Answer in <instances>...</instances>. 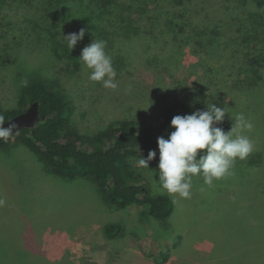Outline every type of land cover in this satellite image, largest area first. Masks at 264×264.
Segmentation results:
<instances>
[{
    "label": "rangeland",
    "instance_id": "rangeland-1",
    "mask_svg": "<svg viewBox=\"0 0 264 264\" xmlns=\"http://www.w3.org/2000/svg\"><path fill=\"white\" fill-rule=\"evenodd\" d=\"M31 1L13 2L0 14L2 108L20 107L35 80L61 79L46 30L73 28L64 13L72 11L80 23L98 28L74 48L80 53L94 38L106 40L102 30L110 29L111 15L94 0L70 1L50 18L42 16V0ZM149 3L148 16L136 22L141 34L106 47L117 90L89 80L85 67L61 79L73 124L92 135L124 118L152 121L175 99L193 111L214 103L224 108L231 125L239 113L253 123L244 133L254 144L252 153L237 159L234 174L211 187L194 177L188 199L165 192L174 202L172 229L166 231L154 222L140 226L135 207L109 209L93 180L66 182L50 173L14 136L10 147H0V264L62 259L58 264H68L66 257L73 264H92L89 253L103 256L110 246L116 251L132 246L152 260L165 251L166 264H219L229 252L252 260L253 247L264 245V6L240 0H141L138 5ZM251 13L261 15L257 24ZM139 159L131 162L158 194L156 159L149 168L139 167ZM109 221L125 224L126 237L107 240L102 228ZM253 227L259 232L255 237L246 232Z\"/></svg>",
    "mask_w": 264,
    "mask_h": 264
},
{
    "label": "trees",
    "instance_id": "trees-1",
    "mask_svg": "<svg viewBox=\"0 0 264 264\" xmlns=\"http://www.w3.org/2000/svg\"><path fill=\"white\" fill-rule=\"evenodd\" d=\"M70 1L75 0H42V16L44 18L57 17L63 12V6ZM94 1L102 7L104 13L111 15L108 24L110 29L102 30L108 46L113 48L115 39H131L141 34V25L136 26V22L141 20V16H148L147 8L150 3L142 7L138 5L141 0ZM240 1L244 3L253 1L259 7L264 6V0ZM13 2L32 4L31 0H0V14ZM154 5L158 7V4ZM70 12L69 14L64 13L62 19L70 26H74L73 28H69L67 32L65 29L53 31L49 28L46 30L54 59L53 68L61 79L84 69L82 62L78 59L81 53L74 49L70 51L62 36L78 33L81 28H84L86 29L84 39H86L90 30L97 31L98 29L93 24L80 23V20L73 17ZM258 17L261 15L250 14V18L254 19L256 24ZM35 26L38 24L35 23ZM61 79L35 80L24 91L19 101L20 107L13 109L0 107V116L7 121L26 111L34 102H40V112L45 119L34 128H24L16 134L18 142L36 155L47 171L69 180L66 182H75L70 180L78 178L93 180L91 182L98 189L102 202L108 205L109 209L124 210L128 207H135L137 211L134 221L140 226L146 227L154 222V224H160L166 231L171 230L170 217L174 210L172 198L166 194L153 193L150 184L131 162V159L146 158L149 151H156L155 159L159 163L157 138L167 139L174 131L170 127L171 119L176 115L183 116L193 113L191 106L175 99L165 108L160 109L152 121L142 116H138V119L124 118L111 123L107 129L98 133L84 135L73 124L72 107L67 100ZM217 126L227 132L232 125L224 119ZM12 140L13 138L8 141L0 139V147H10ZM102 231L107 240L120 239L127 235L125 224L120 222L109 221L103 225ZM246 232H252L253 237L255 233L259 234L258 229L254 227L247 229ZM230 253L219 264H264V245L253 247L254 258L252 260L237 255L236 252ZM247 257H249V250ZM152 258L155 264H166L168 253L162 251L159 258ZM61 261L64 260H58L56 263ZM66 261L68 264H73L67 257Z\"/></svg>",
    "mask_w": 264,
    "mask_h": 264
},
{
    "label": "clouds",
    "instance_id": "clouds-1",
    "mask_svg": "<svg viewBox=\"0 0 264 264\" xmlns=\"http://www.w3.org/2000/svg\"><path fill=\"white\" fill-rule=\"evenodd\" d=\"M85 33L86 29L81 28L78 33H69L62 38L71 51L84 39ZM106 47L105 40L94 38L82 49L78 59L90 70L89 80L101 83L105 89L117 90L116 71ZM24 83L26 85L27 81ZM127 91H131L130 85ZM225 115L223 107L212 103L207 105L206 110L176 115L171 119L170 127L174 131L167 139L157 138L159 171L155 181L158 183V194L166 192L188 199L191 197L194 177L201 178L205 186L211 187L214 181L234 174L237 159L245 160L252 153L254 144L244 133L253 129V123L243 113H239L231 117L234 123L225 132L217 126L224 121ZM3 125L4 117L0 116V138L6 140L14 135L17 125L11 121L8 127ZM156 155V151H149L146 158L137 161L138 166L149 168V162ZM0 204H3L2 200Z\"/></svg>",
    "mask_w": 264,
    "mask_h": 264
},
{
    "label": "crops",
    "instance_id": "crops-1",
    "mask_svg": "<svg viewBox=\"0 0 264 264\" xmlns=\"http://www.w3.org/2000/svg\"><path fill=\"white\" fill-rule=\"evenodd\" d=\"M107 248L103 256L90 252L92 264H155V262L146 255H141L138 250L132 246L123 247L121 250ZM113 249V252H111ZM89 258V257H88ZM89 260V259H88ZM76 264H79L76 262Z\"/></svg>",
    "mask_w": 264,
    "mask_h": 264
},
{
    "label": "water",
    "instance_id": "water-1",
    "mask_svg": "<svg viewBox=\"0 0 264 264\" xmlns=\"http://www.w3.org/2000/svg\"><path fill=\"white\" fill-rule=\"evenodd\" d=\"M45 116L40 112V102H34L30 107L27 108L26 111L21 112L11 119L4 121V127H8L9 122H13L17 125V129L14 130L12 136L7 138L6 140L0 138L4 141H8L13 138L16 134H18L24 128H34L40 121L44 120ZM16 132V133H15Z\"/></svg>",
    "mask_w": 264,
    "mask_h": 264
}]
</instances>
